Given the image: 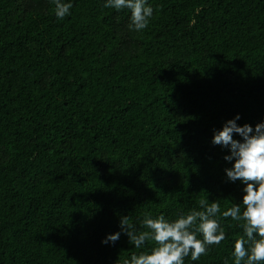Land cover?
I'll return each instance as SVG.
<instances>
[{"label": "trees", "instance_id": "trees-1", "mask_svg": "<svg viewBox=\"0 0 264 264\" xmlns=\"http://www.w3.org/2000/svg\"><path fill=\"white\" fill-rule=\"evenodd\" d=\"M63 2L59 20L53 0H0V264H124L153 245L122 217L146 231V213L242 203L213 136L264 122V0H147L143 31L106 0ZM220 223L184 264H234L243 228Z\"/></svg>", "mask_w": 264, "mask_h": 264}, {"label": "clouds", "instance_id": "clouds-1", "mask_svg": "<svg viewBox=\"0 0 264 264\" xmlns=\"http://www.w3.org/2000/svg\"><path fill=\"white\" fill-rule=\"evenodd\" d=\"M54 13L59 20L70 15L72 3L53 0ZM105 8L116 11L130 10V29L145 30L153 16V8L147 0H106ZM194 22V21H193ZM235 119L225 123L223 128L214 133L212 143L230 148V155L224 157L233 162L226 168L229 181H241L246 185L242 203L234 204L221 213V205L216 201L209 202L207 197L198 201L199 210L192 209L181 213L172 220L163 214L153 218L146 213L142 226L146 231H137L125 216L120 220L121 230L128 236L129 243L136 249H143L151 242L148 251L133 253L124 264H184L190 255L192 261L206 256L212 246H219L226 239L225 229L220 218H231L239 222L244 235L235 240L234 264H264V122L258 123L255 129L249 124L238 126ZM238 134L242 140L234 139ZM243 208V210H242ZM120 232L108 235L102 243H115ZM202 235V239L198 236Z\"/></svg>", "mask_w": 264, "mask_h": 264}]
</instances>
